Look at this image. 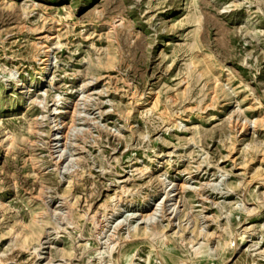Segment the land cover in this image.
Instances as JSON below:
<instances>
[{
    "label": "rangeland",
    "instance_id": "obj_1",
    "mask_svg": "<svg viewBox=\"0 0 264 264\" xmlns=\"http://www.w3.org/2000/svg\"><path fill=\"white\" fill-rule=\"evenodd\" d=\"M0 264H264V0H0Z\"/></svg>",
    "mask_w": 264,
    "mask_h": 264
},
{
    "label": "bare ground",
    "instance_id": "obj_2",
    "mask_svg": "<svg viewBox=\"0 0 264 264\" xmlns=\"http://www.w3.org/2000/svg\"><path fill=\"white\" fill-rule=\"evenodd\" d=\"M46 69H47V67H46ZM20 86H23V83H21V85ZM55 111H57V110H55ZM68 112H64V114H67ZM55 114H58V113H56L55 112ZM55 114H53V115H55ZM62 126V125H61ZM60 130V129H59ZM61 136H59L58 138H54V139H52L51 140V143H52V147H54L55 148V150H56V153H58V154H61V152L64 150V145L65 144H63L62 143V141H63V139L64 138H66V136L68 135V133H69V131H70V129H66L64 126L61 128ZM35 133V132H34ZM65 136V137H63V136ZM171 195V194H170ZM169 196V194H167V196H166V198H167V200H168V202H170V198L168 197ZM169 198V199H168ZM172 199V198H171ZM174 205V204H173ZM174 207V206H173ZM173 211V210H172Z\"/></svg>",
    "mask_w": 264,
    "mask_h": 264
}]
</instances>
